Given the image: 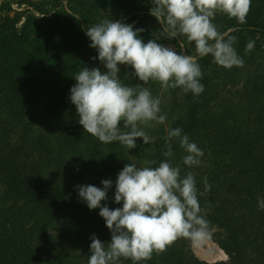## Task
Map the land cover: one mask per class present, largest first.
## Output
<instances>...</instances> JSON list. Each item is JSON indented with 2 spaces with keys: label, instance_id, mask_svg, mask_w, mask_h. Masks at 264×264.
Segmentation results:
<instances>
[{
  "label": "trees",
  "instance_id": "obj_1",
  "mask_svg": "<svg viewBox=\"0 0 264 264\" xmlns=\"http://www.w3.org/2000/svg\"><path fill=\"white\" fill-rule=\"evenodd\" d=\"M64 1L24 0L41 16L32 14L33 21L30 16L31 21L27 19L19 30L16 20L0 27V63L10 70L0 74V100L6 99L18 123L38 121L55 134L54 142L50 138L39 146L29 138L18 141L12 122L0 112V264H87L90 237L95 234L107 244L111 233L105 219L89 211L71 186L85 176L91 185L99 176L113 180L111 170L118 175L131 163L125 146L101 143L84 131L70 89L83 66H104L97 49L90 47L86 30L103 19L129 24L137 19L133 28L144 29L139 33L143 39L155 18L150 14L152 0H71L77 16L63 27ZM3 3L2 10L10 9L8 1ZM246 19L240 24L217 14L214 21L221 32L237 37L234 47L243 67L226 69L211 55L198 58L203 93L194 97L181 88L169 89L173 102L162 106L172 120L171 128H182L204 150V164L189 169L181 160L183 149L173 141L171 159L181 166L182 175L196 173L201 192L207 177L211 191L199 202L210 222L211 238L227 259H200L191 241L181 238L140 264H264V210L258 207V200L264 199V0H252ZM249 40L255 41V47L246 54ZM187 45V53L196 55L194 43ZM121 68L125 84H142L134 76L123 78L133 70ZM156 85L146 84L152 92ZM136 143L137 155L142 157L150 146L142 138ZM165 150L163 142L147 160L158 164L165 159ZM69 153L82 167L77 174ZM116 207L122 203L111 206ZM121 264L132 261L122 259Z\"/></svg>",
  "mask_w": 264,
  "mask_h": 264
},
{
  "label": "clouds",
  "instance_id": "obj_2",
  "mask_svg": "<svg viewBox=\"0 0 264 264\" xmlns=\"http://www.w3.org/2000/svg\"><path fill=\"white\" fill-rule=\"evenodd\" d=\"M152 4L150 14L162 26L155 39L144 42L139 35L143 28L134 29L132 24L113 19H103L86 30L90 47L97 49L106 70L83 66L74 76L76 84L70 89V100L84 131L101 143L118 142L129 150L137 146V138L146 145L155 141L145 128L164 124L167 115L162 113L160 96H154L142 84L158 82L165 91L181 88L199 97L204 85L198 58L211 55L226 69L244 65L234 47L237 37L221 32L214 21L217 14H224L240 24L247 23L252 0H152ZM181 36L194 43L196 55L187 54L183 46L177 51L157 42ZM254 47L255 41L249 40L245 53ZM121 65L133 70L123 78L134 76L142 84H125L119 75ZM164 139L165 159L139 167L127 163L118 173L114 201L122 202V207L113 209L101 203L109 198L111 179L102 180L103 187L77 186L88 208H99L111 233L107 244L95 234L90 237L87 264H121L122 259L140 264L151 260L154 253L166 252L178 239L200 246L212 237L210 222L199 202L200 196L211 191L207 177L201 192L196 173L187 171L182 175L181 166L171 159L173 141L183 149L181 160L189 169L204 164V150L180 127L166 129ZM258 207L264 210V199L258 200Z\"/></svg>",
  "mask_w": 264,
  "mask_h": 264
},
{
  "label": "rangeland",
  "instance_id": "obj_3",
  "mask_svg": "<svg viewBox=\"0 0 264 264\" xmlns=\"http://www.w3.org/2000/svg\"><path fill=\"white\" fill-rule=\"evenodd\" d=\"M5 1H8V3L11 5L10 9H1L0 8V27L3 26L4 23H6L7 21L10 20H16V27L17 30L21 29V27L23 26V24L25 23V21L28 19V21L30 20V16L31 19L33 21L32 18V14L34 16H36L37 18H39L41 15L37 12H35L29 5L28 3L24 2V0H0V7L1 5H4L6 3H3ZM23 2V3H22ZM73 1L71 0H65L64 3L62 4V6L60 7V14L62 16V19H60V24L63 26H67V21H75V17L77 16V14L75 12L72 11L71 9V5H73L72 3ZM137 19L133 20L130 24H132L134 26V24L136 23ZM151 23V29L147 32V36L145 35L143 38L144 42H147L150 39H155L158 37L160 29H161V25L160 23L157 21L156 18L152 19V21H150ZM63 26V27H64ZM91 27V26H90ZM86 34V33H85ZM87 36V35H86ZM162 38H160L157 42L158 43H162L164 45L168 44V46L175 48L177 51H180L181 46H183V50H185L187 52V47L188 45V41L186 40L185 37L181 36L179 38H174V41L170 42V39L167 41H164L165 38H163V40L161 42H159ZM173 40V39H171ZM193 44V43H191ZM18 46V45H15ZM13 50H9V54L12 53ZM188 54V53H187ZM13 57V55H10ZM2 59V58H0ZM0 67L1 69V75H5V71L3 69H5L7 72H10L9 67L8 66H4L0 63ZM121 67V66H120ZM123 67V65H122ZM103 70H106L104 68V66H102ZM122 69V68H121ZM120 75V74H119ZM144 87H147L146 85H144ZM154 96H160L161 100H162V104H161V108L166 107V106H171L173 99H172V92L170 90H163L160 86V84L157 82L156 88L155 90L152 92ZM0 112L1 114H3V117L7 120H10L12 122L11 127L15 128V134L13 135L14 138H16L18 141H22L24 138H29L30 140L33 141V143L37 146L41 145L43 142H50V140L53 141V136H55L53 129L52 128H46L44 125H42L40 122L38 121H34L32 123H29L28 120H23L21 123H18L19 119L16 117H13L14 114L12 113V109L11 106H9L7 104L6 99L4 100H0ZM162 113H164L162 111ZM167 115V119L166 122L164 124H156L153 127H146L145 131L152 137L155 138V141L153 143L148 144V146H150V149H145V152H142V157H138L139 155H137V146L133 149H127L126 152L129 154V159L131 163H135L137 164V166H146V164H148V160L149 158H151L153 154H155V151L157 150L158 146L161 143H165V139L164 137L166 136V129L171 128L170 124L172 122V120L170 118H168V112H165ZM65 127V125H63ZM63 137L64 139H68L69 135L66 134L65 132H63ZM137 141V140H136ZM54 142V141H53ZM166 144V143H165ZM60 146V145H59ZM58 146V150L59 147ZM144 151V150H143ZM89 154V153H88ZM69 163L71 164V167H73V172L74 174H77L81 171L82 167L81 165H78L77 161L71 160L74 159L75 157L72 154V157L69 153ZM153 158V157H152ZM64 173H67L66 171H63ZM111 176H113V186L108 190V199L105 201H102V205H107L109 208H111V206H113L115 204L114 201V193H115V180L117 178L116 173L111 170ZM113 172V173H112ZM104 179H108L105 176H99L98 181L96 182L95 186L97 187H103L102 185V180ZM115 179V180H114ZM89 180L88 178L82 177L81 180L75 181L72 184V192L73 194H75V196L77 198H79V200L85 204L86 208L94 213L99 214V208L97 209H89L87 206V203L82 200L79 195H78V185H88ZM122 203V202H121ZM191 248L194 251V254L203 260L209 261V262H214L220 259H227L226 254L223 252V250H221L219 248V246L216 244V242L210 238L209 240H207L203 245L200 246H193L192 242H191Z\"/></svg>",
  "mask_w": 264,
  "mask_h": 264
},
{
  "label": "built area",
  "instance_id": "obj_4",
  "mask_svg": "<svg viewBox=\"0 0 264 264\" xmlns=\"http://www.w3.org/2000/svg\"><path fill=\"white\" fill-rule=\"evenodd\" d=\"M166 46H168V44H166ZM170 47V46H169Z\"/></svg>",
  "mask_w": 264,
  "mask_h": 264
}]
</instances>
